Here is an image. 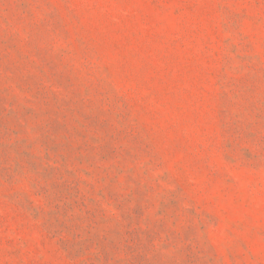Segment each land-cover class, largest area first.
Returning a JSON list of instances; mask_svg holds the SVG:
<instances>
[{
  "label": "rangeland",
  "instance_id": "rangeland-1",
  "mask_svg": "<svg viewBox=\"0 0 264 264\" xmlns=\"http://www.w3.org/2000/svg\"><path fill=\"white\" fill-rule=\"evenodd\" d=\"M0 264H264V0H0Z\"/></svg>",
  "mask_w": 264,
  "mask_h": 264
}]
</instances>
